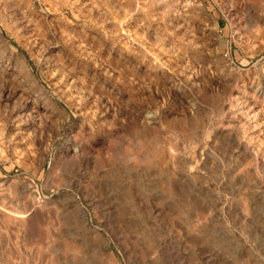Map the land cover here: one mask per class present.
Masks as SVG:
<instances>
[{"label": "rangeland", "instance_id": "1", "mask_svg": "<svg viewBox=\"0 0 264 264\" xmlns=\"http://www.w3.org/2000/svg\"><path fill=\"white\" fill-rule=\"evenodd\" d=\"M140 1L0 0V264H264V0Z\"/></svg>", "mask_w": 264, "mask_h": 264}, {"label": "bare ground", "instance_id": "2", "mask_svg": "<svg viewBox=\"0 0 264 264\" xmlns=\"http://www.w3.org/2000/svg\"><path fill=\"white\" fill-rule=\"evenodd\" d=\"M161 1L163 2L164 0H161ZM140 2H142V0H141ZM148 2H149V0H148ZM151 2H155V1H151ZM151 2H150V3H151ZM156 2H158V1H156ZM145 3L147 4V2H145ZM148 4H149V3H148ZM148 4H147V5H148ZM155 4H156V3H155ZM157 4H158V3H157ZM163 4H164V3H163ZM147 5H146V6H147ZM153 5H154V4H153ZM149 7H150V6H149ZM152 7H153V6H152ZM146 8H147V7H146ZM150 8H151V7H150ZM75 207H76V206H75ZM73 217H74V216H73ZM90 227H91V226H90Z\"/></svg>", "mask_w": 264, "mask_h": 264}]
</instances>
